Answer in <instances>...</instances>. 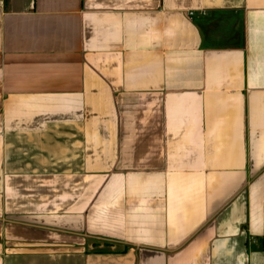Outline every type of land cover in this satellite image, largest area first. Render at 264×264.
<instances>
[{
  "label": "crops",
  "instance_id": "1",
  "mask_svg": "<svg viewBox=\"0 0 264 264\" xmlns=\"http://www.w3.org/2000/svg\"><path fill=\"white\" fill-rule=\"evenodd\" d=\"M0 264H264V0H0Z\"/></svg>",
  "mask_w": 264,
  "mask_h": 264
},
{
  "label": "built area",
  "instance_id": "2",
  "mask_svg": "<svg viewBox=\"0 0 264 264\" xmlns=\"http://www.w3.org/2000/svg\"><path fill=\"white\" fill-rule=\"evenodd\" d=\"M194 13L193 12H190V15H193Z\"/></svg>",
  "mask_w": 264,
  "mask_h": 264
}]
</instances>
